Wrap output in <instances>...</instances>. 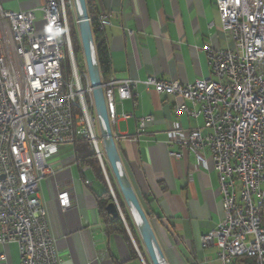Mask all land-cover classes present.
<instances>
[{
  "label": "built area",
  "instance_id": "1",
  "mask_svg": "<svg viewBox=\"0 0 264 264\" xmlns=\"http://www.w3.org/2000/svg\"><path fill=\"white\" fill-rule=\"evenodd\" d=\"M214 4L222 30L236 48L200 49L210 66L205 79L180 84L148 78L143 84L185 101L175 109L176 116L202 120L201 127L183 131L175 141L178 151H169L177 160L192 151L200 164L207 151L217 176L223 215L201 237V247L215 246L221 264H264V0ZM66 5L65 0H46L42 18L47 33L39 36L32 11L15 13L0 6V245L15 246L19 264H61L38 197L40 182L52 173L48 159L83 138L105 174L92 91L87 78L82 84L74 59ZM107 18L100 19L99 31L109 25ZM65 61L68 80L62 75ZM136 85L111 76L102 83L111 125L118 119L115 94L132 100ZM152 121L143 117L139 131ZM58 201L62 209L70 205L66 192Z\"/></svg>",
  "mask_w": 264,
  "mask_h": 264
},
{
  "label": "crops",
  "instance_id": "2",
  "mask_svg": "<svg viewBox=\"0 0 264 264\" xmlns=\"http://www.w3.org/2000/svg\"><path fill=\"white\" fill-rule=\"evenodd\" d=\"M103 32L111 77L137 82L130 100L114 102L118 119L111 125L114 142L139 205L160 244L167 264H221L215 246L201 247V237L222 219L217 176L207 151L205 164L192 151L182 159L175 141L183 131L202 126V120L176 116L185 101L159 95L143 83L157 78L189 84L205 79L210 66L200 50L235 49L222 30L214 0H89ZM46 0H0L11 12L32 11L35 35L47 33L42 18ZM126 115L127 118H122ZM145 116L153 121L140 132ZM73 148L61 147L48 162L52 173L40 182L39 199L48 214L49 227L61 264H147L123 233L107 227L97 208L105 187L88 166L82 173L72 161ZM88 181L90 185H86ZM66 192L70 205L60 207L58 195ZM136 245V244H135ZM0 264H19L15 246L0 245ZM141 256V255H140Z\"/></svg>",
  "mask_w": 264,
  "mask_h": 264
},
{
  "label": "water",
  "instance_id": "3",
  "mask_svg": "<svg viewBox=\"0 0 264 264\" xmlns=\"http://www.w3.org/2000/svg\"><path fill=\"white\" fill-rule=\"evenodd\" d=\"M73 2L75 5L76 23L79 30L88 82L92 91L95 117L103 154L114 173L121 197L131 216L139 238L142 241L151 260V263L167 264L160 244L148 222V219L143 213L135 192L126 176L114 142V137L111 132V125L106 111L99 69L96 61L86 0H73ZM112 200L113 201L106 207V214L111 220L117 218L121 219L120 210H118L113 197Z\"/></svg>",
  "mask_w": 264,
  "mask_h": 264
},
{
  "label": "trees",
  "instance_id": "4",
  "mask_svg": "<svg viewBox=\"0 0 264 264\" xmlns=\"http://www.w3.org/2000/svg\"><path fill=\"white\" fill-rule=\"evenodd\" d=\"M86 5H87V11H88V15H89V19H90V26H91V30H92V37H93V42H94V49H95V55H96V61H97V65H98V69H99V74H100V79H101V83L105 82L106 79L108 77L111 76V72H110V62H109V57H108V51H107V46L106 43L104 41V37H103V32L98 30V23L96 21V19L93 17L92 15V11H91V6H90V2L89 0H86ZM68 16V13H67ZM69 19V35H70V42H71V46H72V51L75 57V62L76 65L79 69L83 70L85 67L82 65L81 59H80V47H79V41H78V37L74 36V34H72V25H74V23L70 25V18L68 16ZM81 44V42H80ZM83 68V69H82ZM86 71H84L85 73ZM87 74V73H86ZM62 75H63V79L64 80H68L69 79V75H70V70H69V64L67 61L64 62L63 67H62ZM85 85V84H83ZM83 138H78L76 140V142L73 144L72 148H73V152H74V160L76 162V164L82 168L84 166H88L93 173V176H95L100 182L103 183L105 190L102 192V194L100 196H98L97 199V208H98V212L99 215L103 217L104 219V223L107 225V227L111 228V229H115L117 231H119L120 233H123L126 237V239H128V241H131L130 237L128 236L127 232L124 229V225L122 223V220L120 218L117 219H113L111 220L108 215L106 214V207L108 204H110L113 200L111 195H109V191H108V187L106 184L105 179H103V172L102 169L100 167V164H97L95 162H93V159L96 157L94 156L93 153H91L89 147L87 145H81L79 144V142H83ZM98 165V166H97ZM112 186V184H111ZM116 196L118 197L119 194L117 193L115 187H112ZM125 209H127L125 207ZM124 210V207H123ZM124 217L126 220V223L128 224L131 233L133 235H135V233H137L136 228L134 226V223L131 219V216L128 212V210H124ZM133 223V227L132 224ZM134 228V230H133ZM135 231V233H134ZM138 235V233H137ZM139 236V235H138ZM135 237V236H133ZM132 242V241H131ZM245 262L247 264H252L251 260H245Z\"/></svg>",
  "mask_w": 264,
  "mask_h": 264
},
{
  "label": "rangeland",
  "instance_id": "5",
  "mask_svg": "<svg viewBox=\"0 0 264 264\" xmlns=\"http://www.w3.org/2000/svg\"><path fill=\"white\" fill-rule=\"evenodd\" d=\"M65 2L67 3V5H66V11H67L68 16L70 18V25H71V23L72 24L74 23V25H72V31H73L72 34H74V36L78 37L77 39L79 41L80 36H79L78 26H77V23H76V15H75V5H74V2H73V0H65ZM79 47H80V53H81V55L79 57L81 59L82 65L85 67V63H84V58H83V53H82V48H81L80 41H79ZM74 59H75V57H74ZM78 70H79L80 74L82 75V84H86V78L88 80V76L86 74L87 72L84 73V71H86V67L83 70H81V69L78 68ZM96 136H97L98 141H99L100 150L103 152L102 146H101V143H100V139H99L100 136H99V131H98L97 124H96ZM79 144H81V145H87L89 147L91 153H93L94 156L96 157V155L94 153V149H92L91 145L89 144V142L87 140H83V142H79ZM102 160H103V168H104V172H105V174L103 173V177H104L103 179H105V181H106V178L108 179L109 186H108L107 182H106V184H107V187H108L109 195H111V192H110V188H111L112 189V192L114 194L116 203H117L118 208H119L120 213H121V220H122V223L124 225V229H125L126 232H127V230L129 231V234L131 235L132 239L134 240V242L136 244L137 251H139V254L141 255V257L144 258V261L147 264H152L151 263V260H150V258L148 256V254L146 252V249H145L142 241L140 240L139 236L137 235V233H135V231H134L135 235H133L131 233V230H130L128 224L126 223V220H125V217H124V210H127V209H125L126 206H125V203H124V201H123V199L121 197V194H120L118 185L116 183V179H115L114 173H113L111 167L109 166V164H108L105 156H103ZM93 162L97 163L98 162L97 158L96 159L94 158L93 159ZM97 164H99V162ZM111 184H112V186H111ZM112 187H115L117 193L119 194L118 197L116 196V194H115V192H114V190H113ZM111 197H112V195H111ZM123 207H124V210H123ZM131 225L133 227V223ZM133 230H134V228H133ZM127 234H128V232H127ZM129 234H128V236H129ZM133 236H135V237H133Z\"/></svg>",
  "mask_w": 264,
  "mask_h": 264
}]
</instances>
